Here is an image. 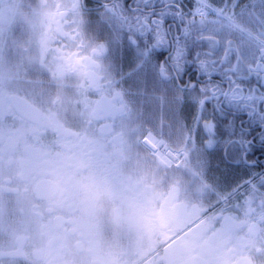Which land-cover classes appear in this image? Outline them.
Instances as JSON below:
<instances>
[{
	"label": "snow or ice",
	"instance_id": "1",
	"mask_svg": "<svg viewBox=\"0 0 264 264\" xmlns=\"http://www.w3.org/2000/svg\"><path fill=\"white\" fill-rule=\"evenodd\" d=\"M257 155L264 0H0V264H264Z\"/></svg>",
	"mask_w": 264,
	"mask_h": 264
},
{
	"label": "flooded vegetation",
	"instance_id": "2",
	"mask_svg": "<svg viewBox=\"0 0 264 264\" xmlns=\"http://www.w3.org/2000/svg\"><path fill=\"white\" fill-rule=\"evenodd\" d=\"M209 159V163H210V167L213 169V173L218 179L221 180H225L227 179L228 181H232V180H236L238 179V175L234 174L231 176H222L221 173H224L226 170L220 165V162L218 159H213L211 156L208 157ZM257 160H259L262 164H264V157H260L259 155H257L256 157ZM215 169H220L219 172L215 171Z\"/></svg>",
	"mask_w": 264,
	"mask_h": 264
}]
</instances>
